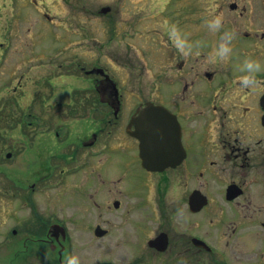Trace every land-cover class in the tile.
<instances>
[{
  "label": "flooded vegetation",
  "instance_id": "obj_1",
  "mask_svg": "<svg viewBox=\"0 0 264 264\" xmlns=\"http://www.w3.org/2000/svg\"><path fill=\"white\" fill-rule=\"evenodd\" d=\"M244 1L217 0L219 43L226 30L234 33L227 58L201 47L186 57L177 50L171 56V46L178 44L169 36L164 73L153 64L148 86L122 84L137 91L136 102L127 100L106 66L85 68L78 62L88 81L71 90L78 96L38 101L41 108L62 105L66 113L89 114L81 117L85 126L78 140L69 143L70 151L55 153L53 148L51 157H42L35 177L42 184L66 166L71 172L83 170L86 194L57 197L52 212L38 210L32 202L31 215L15 217L14 225L0 212V264H65L72 254L80 264H264V71L256 74L254 87L242 88L240 82L245 57L264 62V0ZM162 7L149 6L151 19L142 18L140 25L129 26L123 19L125 28L116 34V20L109 19L107 41L135 32L141 42L145 30L165 28L171 35L176 27L182 32L191 26L171 24ZM138 55L145 57L141 49ZM137 59L134 70L140 75ZM61 65L59 61L57 68ZM72 67H66L65 75L80 78ZM162 75L163 92L158 83ZM55 84L48 81L53 91ZM162 93L165 103L155 98ZM148 103L166 109L180 136L175 153L172 140L163 142L165 157L160 153L156 162L167 163L155 169L142 165L141 140L132 133V118ZM93 113L99 118L88 120ZM159 148V140H152L150 149ZM74 205L80 210L67 212ZM31 217L34 223L27 219Z\"/></svg>",
  "mask_w": 264,
  "mask_h": 264
},
{
  "label": "rangeland",
  "instance_id": "obj_2",
  "mask_svg": "<svg viewBox=\"0 0 264 264\" xmlns=\"http://www.w3.org/2000/svg\"><path fill=\"white\" fill-rule=\"evenodd\" d=\"M228 1L219 0V3ZM219 3L217 0H0V212L3 217H9L8 223L14 225L15 217L30 216L34 206L38 210L52 212L57 197L86 194L83 170L71 172L66 166L65 172L61 174L59 171L50 181L47 179L38 184L35 179L37 171L41 170L42 157H51L49 154L53 148L55 153L69 152V143L78 140V134L85 126V123L80 125L81 117L89 115L66 113V107L62 105L45 108L38 105V101L44 98L66 99L71 93L78 96L71 90L88 81L75 62L85 68L92 64L106 66L120 87L122 84L131 89L144 84L148 86V72L153 64L162 73L165 71L168 62L166 45L169 43L166 40L169 36L175 39V45L178 44V48L171 46V56L176 57L177 50L180 56L186 57L188 51L197 47L217 51L219 31H213L207 21L214 14L221 15ZM102 6H109L110 11L99 14ZM137 6L145 8L138 12ZM149 6H166L162 7L161 13L171 24L178 21V25L191 26L182 32L181 27H176L171 35L164 33L165 28L158 29L156 33L145 30L146 37L143 36L144 41L141 42L135 32L124 37L115 35L107 41L106 24L109 19L116 20V34L121 26L125 28L123 19L129 26L140 25L144 17L151 19ZM201 7L204 11L200 10ZM196 9L199 11L194 13ZM181 43H184V48H181ZM139 49L145 57L138 55ZM136 59L143 69L140 75L134 70ZM59 61L62 65L58 69ZM71 65L80 78L65 75L66 67ZM52 80L56 83L54 91L48 85ZM158 83L163 92V75ZM126 88L120 89L125 92L127 100L136 102L140 98L137 91ZM155 98L165 103L164 93ZM90 118L99 116L93 113L88 120ZM64 164V161L59 162V165ZM79 210L76 205L67 208V212ZM27 219L35 222L32 217ZM84 233L82 235L86 239L87 234Z\"/></svg>",
  "mask_w": 264,
  "mask_h": 264
},
{
  "label": "water",
  "instance_id": "obj_3",
  "mask_svg": "<svg viewBox=\"0 0 264 264\" xmlns=\"http://www.w3.org/2000/svg\"><path fill=\"white\" fill-rule=\"evenodd\" d=\"M109 7H103L101 12L104 13ZM135 121L136 128L132 132L141 140L140 144V157L142 165L149 169H155L163 167L167 162H156V159L163 154L165 157V148L163 142L172 140L173 153L176 152V148L179 147V128L174 122L171 123L168 117V113L163 106L154 105L148 103L145 108L140 111V114L132 118ZM171 132V134H170ZM167 133L169 135L167 136ZM169 138V139H168ZM157 139L160 142V148L158 152H153L151 148V141ZM7 155H9L7 153ZM57 224H52L51 227H55Z\"/></svg>",
  "mask_w": 264,
  "mask_h": 264
},
{
  "label": "clouds",
  "instance_id": "obj_4",
  "mask_svg": "<svg viewBox=\"0 0 264 264\" xmlns=\"http://www.w3.org/2000/svg\"><path fill=\"white\" fill-rule=\"evenodd\" d=\"M208 26L213 31H218L222 27V16L216 15L207 21ZM234 33L226 30L221 37L216 55L220 58H227L232 53V44ZM184 48V43L180 44ZM190 47V45H189ZM264 71V62L258 58L247 56L243 60L242 70L243 73L240 77L241 87H254L256 84V74ZM65 264H80L78 255L72 254L66 258Z\"/></svg>",
  "mask_w": 264,
  "mask_h": 264
}]
</instances>
